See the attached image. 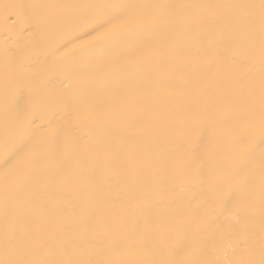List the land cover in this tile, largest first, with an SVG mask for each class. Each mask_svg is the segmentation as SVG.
<instances>
[{
    "label": "snow or ice",
    "instance_id": "snow-or-ice-1",
    "mask_svg": "<svg viewBox=\"0 0 264 264\" xmlns=\"http://www.w3.org/2000/svg\"><path fill=\"white\" fill-rule=\"evenodd\" d=\"M0 264H264V0H0Z\"/></svg>",
    "mask_w": 264,
    "mask_h": 264
}]
</instances>
